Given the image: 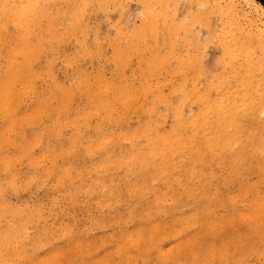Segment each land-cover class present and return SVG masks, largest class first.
<instances>
[{"label":"rangeland","instance_id":"obj_1","mask_svg":"<svg viewBox=\"0 0 264 264\" xmlns=\"http://www.w3.org/2000/svg\"><path fill=\"white\" fill-rule=\"evenodd\" d=\"M159 1L0 0V14L4 13L0 15V22L4 24L3 30L6 37L1 40L0 48L6 43L12 46L18 44L20 40L16 37L17 33L23 31L22 28L14 27L10 17H6L13 11L2 8L3 6L51 7L44 11L46 16L38 20L37 28L43 40L37 41V45L41 43L40 47L42 52L44 51L42 57L32 56L31 52L26 50L14 52L10 56L11 59L14 56L13 60L16 62L23 61L25 56H29V61L32 63L29 82L31 91L27 88V95L17 106L15 116L7 115L0 110V206L3 207L0 208V233H3L5 229V233L11 235L8 246L0 247V254L12 252V248L18 247L19 244L23 246L26 244V246L20 253L21 256L19 255L21 258L16 255L17 257L13 256L12 260L7 259L8 261H3L2 264H28L29 261V264H264V227L261 226L260 219L248 216L254 208L264 215V204H262L264 202V165L254 157L251 146L247 147L245 157L241 154L245 159L237 162L228 157L225 161L220 160L214 157L210 149H204L201 153L203 159L200 160V156L190 153L188 144H185L170 158L175 160H170L166 164L163 161V155H160L154 144L160 137L179 125L177 124L179 114H183L181 116L185 120L197 117L199 109L202 108V99L207 100L206 102L211 104L215 112L222 113H228L232 105L238 103L243 121L238 136L243 137V140L248 135L259 136L263 133L261 136H264L262 124L264 113L258 115L255 112L260 106H264V100L257 99L258 93L263 91L261 89L263 86L257 90L252 86L251 91L240 89L241 82L246 78L243 68L244 53H240L237 60L231 59L227 53V48L234 46L232 36L244 34V32L249 33L245 35H250L264 30V7H262L264 0H179V3L169 0L170 4L164 5H161ZM118 3L127 8H123ZM146 6L151 9L150 12ZM118 8L120 11L124 10V13L119 12ZM78 11H81L79 16H77ZM159 12L165 14L159 15ZM127 15H130V20ZM198 15L203 17H197ZM77 17L81 24L76 28L73 26L74 19ZM143 18L146 19L143 20ZM149 19L155 21L153 22L157 33L155 37L148 29L142 28ZM165 21L176 25V28L165 31L166 29L162 28ZM178 24L180 29L177 27ZM191 26L195 30L192 29L194 33L191 32ZM32 33L34 36L31 37V42L35 43V33ZM149 36L151 37L148 38ZM171 42L172 44L175 42V45ZM125 50L127 53H123ZM2 51L4 54L3 59L0 60L1 63L6 58V50L2 49ZM256 52L257 55H262L260 50ZM155 54L161 55L164 61L154 71L149 68L148 63H151L150 59ZM252 77L256 82L260 73L257 72ZM85 83L91 84L89 92L80 87ZM21 86L16 85V88L23 89ZM124 86L131 88V91L129 92V89ZM69 90L70 95L67 94ZM127 90L133 99L120 100L118 96L115 98V92L123 93ZM252 91H258V93ZM232 95L234 97L237 95L239 99H234ZM41 101L47 104L42 105ZM249 102L255 107L254 110H250L249 105H245ZM59 103H63V106ZM181 107L185 112L181 113L183 110ZM223 107L226 109L222 110ZM245 108L246 111H244ZM35 110H39V113ZM246 127H250V130ZM256 128L257 131H254ZM245 130L247 133H244ZM190 134L189 127L183 129V138ZM262 151L264 154V150ZM153 154L157 156L154 157ZM136 157L139 159L136 160ZM178 160L181 162L179 163ZM53 167L56 171L52 170ZM160 167L165 173L161 172ZM172 167L174 169L170 171ZM90 177L95 178L92 181ZM135 179L137 180L133 181ZM205 184L206 187H204ZM129 185L135 186L131 188ZM4 186L8 189L5 190ZM243 189L248 191L247 194L242 193ZM93 190L95 191L91 193ZM119 195L122 198H119ZM207 201L216 202L211 214L204 212L203 206ZM157 207L160 208L159 211ZM167 207L171 208L167 209ZM149 208L155 211L153 215L151 212L150 215L146 213ZM14 209H16L15 212ZM173 218L176 223L173 222ZM209 222L212 223L209 224ZM18 223H24L26 232L33 237V240H22L20 235L12 230L19 227ZM68 227H70L69 230H66ZM158 227L162 231L160 234L157 233ZM162 227L164 229L161 230ZM201 228L204 229L202 232ZM195 235L197 238L194 237ZM137 238L139 243L136 241ZM125 240H130L127 242L126 251L125 246H122Z\"/></svg>","mask_w":264,"mask_h":264},{"label":"bare ground","instance_id":"obj_2","mask_svg":"<svg viewBox=\"0 0 264 264\" xmlns=\"http://www.w3.org/2000/svg\"><path fill=\"white\" fill-rule=\"evenodd\" d=\"M15 1V0H14ZM22 1H24V0H22ZM32 1V0H31ZM37 1V0H36ZM43 1V0H42ZM48 1V0H47ZM50 1V0H49ZM70 1H72V0H70ZM75 1V0H74ZM86 1V0H85ZM90 1H92V0H90ZM158 1V0H157ZM172 1H174V0H172ZM172 1H171V3H172ZM175 1H177L176 3H179L178 1L179 0H175ZM183 1V0H182ZM190 1V0H189ZM193 1V0H192ZM3 2V1H2ZM2 2H1V4H2ZM7 2V1H6ZM10 2V1H9ZM34 2H35V0H34ZM57 2V1H56ZM107 2V1H106ZM258 2V1H257ZM10 3H12V2H10ZM39 2H37V4H38ZM68 3V2H67ZM97 3H99V2H97ZM138 3V2H137ZM156 2H154V4H155ZM159 3L161 4V5H164V4H166V3H169V0H160L159 1ZM192 3V2H191ZM203 3V2H202ZM201 3V4H202ZM263 3V2H262ZM15 4V3H14ZM27 4V3H26ZM49 4V3H48ZM87 4V3H86ZM89 4V3H88ZM119 4V3H118ZM117 4V5H118ZM139 4H141V3H139ZM157 4V3H156ZM170 4V3H169ZM169 4L167 5V7L169 6ZM181 4V3H180ZM17 5V4H16ZM29 5V4H28ZM44 5V4H43ZM120 5V4H119ZM118 5V6H119ZM123 5H124V3H123ZM127 5V4H126ZM149 5V4H148ZM179 5V4H178ZM194 5V4H193ZM205 4L203 3L202 4V6H204ZM42 6V5H41ZM49 6V5H48ZM89 6H90V4H89ZM120 6H122V5H120ZM125 6V5H124ZM156 6V5H155ZM160 6V5H159ZM180 6V5H179ZM190 6V5H189ZM261 6V5H260ZM87 7V6H86ZM123 7V6H122ZM121 7V8H122ZM154 7V6H153ZM152 7V8H153ZM175 7H177V5L175 4ZM262 7H264V6H262ZM2 8H5V9H7V10H12L13 11V13L12 14H8L9 16H6L7 18H9L10 17V19H11V22L13 23V26L14 27H19V28H22L23 29V31L21 30L20 32H18L17 33V39L18 40H20V42L18 41V44H16V45H10L9 43H6V44H4V43H2V44H4L1 48H0V60H1V58L3 57V51H2V49H5L6 50V53H5V60H3V62L1 63V61H0V110L2 111V112H4L5 114H7V115H10V116H13L14 114H16V112H17V106H19V103H20V101H22V99H23V97L24 96H26L27 95V88H29L30 89V84H29V82H30V68H31V65H32V63L29 61V56H25L24 57V60L22 61V60H17V61H19V62H16V61H14L13 59H14V56H13V59H11L10 58V56H11V54L12 53H14V52H21V51H23V50H26V51H30L31 52V54H32V56H35V57H42L41 55L44 53V51L42 52V48L40 47V45H41V43H40V45H37V41H42L43 39H42V36H41V33H40V30H39V28H37V26H39V23H38V20L41 18V17H43V16H46L45 14H44V11L45 10H47V9H49V8H51V7H34V6H29V7H2ZM61 8H63V7H61ZM66 8V7H65ZM67 8H69V6L67 7ZM94 8V7H93ZM92 8V9H93ZM117 8V7H116ZM123 8H127V7H123ZM133 8V7H132ZM136 8H138V7H136ZM135 8V9H136ZM143 8H144V6H143ZM146 8H147V6H146ZM178 8V7H177ZM176 8V9H177ZM180 8V7H179ZM184 8V7H183ZM213 8V7H212ZM167 9V8H166ZM228 9V8H227ZM234 9V8H233ZM67 10V9H66ZM79 10V9H78ZM117 10H119V8L117 9ZM128 10V9H127ZM147 10L150 12V10L151 9H148L147 8ZM146 10V11H147ZM161 10V9H160ZM191 10V9H190ZM199 10V9H198ZM121 11H123L122 13H124V10H121ZM120 10H119V12H121ZM147 11V12H148ZM157 11V10H156ZM155 11V12H156ZM159 11V10H158ZM162 11H163V9H162ZM166 11V10H165ZM167 11H168V9H167ZM166 11V12H167ZM179 11V10H178ZM194 11H196V10H194ZM50 12V11H49ZM59 12V11H58ZM93 12V11H92ZM138 13H141V12H139V11H137ZM144 12V11H143ZM161 12V11H160ZM158 13L159 15H164L165 13L163 12V14L162 13ZM172 12V11H171ZM176 12V11H175ZM205 12V11H204ZM3 13V12H2ZM1 13V14H2ZM46 13V12H45ZM66 13V12H65ZM79 13H81V11L79 12L78 11V15H77V12H76V15L77 16H79L80 14ZM89 13H91V12H89ZM117 14H118V12H116ZM130 13V12H129ZM145 13V12H144ZM178 13V12H177ZM188 13V12H187ZM195 13V12H194ZM194 13H193V15H194ZM207 13V12H206ZM0 14V15H1ZM4 14V13H3ZM47 14V13H46ZM149 14V13H148ZM171 14V13H170ZM173 14V13H172ZM202 14V13H201ZM55 15H56V13H55ZM116 15V14H115ZM125 15V14H124ZM145 15V14H144ZM175 15H176V13H175ZM178 15V14H177ZM53 16V15H52ZM62 16H63V13H62ZM82 16V15H81ZM80 16V17H81ZM126 16V15H125ZM128 16V15H127ZM150 16V15H149ZM156 16V15H155ZM155 16H153V17H155ZM187 17L189 16V15H186ZM206 16V15H205ZM1 17H3V16H1ZM129 17H130V15L128 16V19H129ZM167 17H169V16H167ZM175 17H177V16H175ZM192 17V16H191ZM197 17H203L202 15H198ZM49 18V17H48ZM59 18H61V17H59ZM58 18V19H59ZM150 18V17H149ZM165 18V17H164ZM173 18V17H172ZM195 18V17H194ZM193 18V19H194ZM4 19V18H3ZM71 19V18H70ZM127 19V18H126ZM146 19V18H145ZM144 18H143V20H145ZM155 19V18H154ZM154 19H149L147 22H145L144 24H143V27L142 28H144L145 27V29H148V31H150V33H151V35H153L154 37L156 36V29L154 28V25H153V22H155L154 21ZM197 19V18H196ZM201 19V18H200ZM227 19V18H226ZM229 19V18H228ZM236 19V18H235ZM43 20V19H42ZM46 20V19H45ZM69 20V19H68ZM68 20H67V22H68ZM75 20V25L73 26V27H78L79 26V24H81L79 21V17H77V18H75L74 19ZM82 20V19H81ZM130 20V19H129ZM129 20H127V21H129ZM162 20V19H161ZM164 20V19H163ZM166 20V19H165ZM168 20V19H167ZM47 21V20H46ZM123 21H125V20H123ZM122 21V22H123ZM157 21H159V20H157ZM172 21V20H171ZM177 21V20H176ZM184 23L186 22V20H185V17H184ZM182 21V22H183ZM188 21V20H187ZM193 21V20H192ZM194 21H195V19H194ZM205 21V20H204ZM230 21H231V19H230ZM40 22V21H39ZM48 22V21H47ZM67 22H66V24H67ZM121 22V23H122ZM196 22V21H195ZM207 22V21H206ZM2 23H4L3 21H2ZM6 23V22H5ZM126 23H128V22H126ZM143 23V22H142ZM141 23V24H142ZM162 23H163V21H162ZM192 23H194V22H192ZM202 23V22H201ZM228 23V22H227ZM63 24V23H62ZM65 24V23H64ZM161 24V23H160ZM176 24H177V22H176ZM179 24H180V22H179ZM178 24V28H179V26L181 25H179ZM183 24V23H182ZM205 24V23H204ZM10 25V24H9ZM131 25H132V23H131ZM190 25V24H189ZM223 25V24H222ZM231 25V24H230ZM233 25V24H232ZM231 25V26H232ZM235 25V24H234ZM41 26V25H40ZM158 26V25H157ZM159 26H161V25H159ZM236 26V25H235ZM238 26V25H237ZM43 27V26H42ZM132 27V26H131ZM139 27V26H138ZM190 27V26H189ZM192 27V26H191ZM193 27H194V24H193ZM193 27L191 28V30L193 29ZM46 28L48 29V27L46 26ZM52 28V27H51ZM162 28H164V29H166L165 31H172L173 29H175L176 28V25H174V24H171V23H169V22H167V21H165L164 22V27H162ZM3 29H5V27H4V24H1V22H0V42H1V40L2 39H5L6 37L4 36V30ZM41 29V28H40ZM46 29V30H47ZM158 29V28H157ZM180 29V28H179ZM225 29V28H224ZM230 29V28H229ZM8 30V29H7ZM16 30H18V29H16ZM144 30V29H143ZM194 30V29H193ZM193 30L191 31V32H193ZM196 30H197V28H196ZM75 31V30H74ZM163 31V30H162ZM161 31V32H162ZM195 31V30H194ZM240 31H243V30H240ZM248 31V30H247ZM7 32V31H6ZM8 32H10V31H8ZM32 32H34L35 33V43L33 42H31V37L33 38V36H34V34L32 33ZM51 32V31H50ZM49 32V33H50ZM177 32H178V30H177ZM244 32V31H243ZM11 33H12V30H11ZM10 33V34H11ZM43 33V32H42ZM46 33H48V31L46 32ZM168 33V32H167ZM181 33V32H180ZM194 33V32H193ZM200 33V32H199ZM245 33L246 32H244V34H242V33H240L239 35H234V36H232L231 38H232V40H233V42H234V46H231V47H228L227 48V53L229 54V56L231 57V59H233V60H237L238 59V56L239 55H241L240 53H244V55H243V60H244V64H243V68H244V70H245V72H246V78L241 82L242 84V86H241V88L240 89H243V91L244 90H248V89H250V91H251V87L253 86L254 87V89L255 90H257V89H260L259 87L260 86H263V87H261V89L263 90H259L261 93H258V91L256 92V91H252L253 93H258V98L257 99H259L260 98V100L261 99H263L264 100V30L263 31H258L257 33H255V34H250V35H245ZM69 34V33H68ZM139 34V33H138ZM143 34V33H142ZM174 34V33H173ZM184 34V33H183ZM189 34V33H188ZM187 34V35H188ZM191 34V33H190ZM231 34V33H230ZM246 34H249V33H246ZM7 35V34H6ZM9 35V34H8ZM83 35H85V34H83ZM135 35V34H134ZM137 35V34H136ZM135 35V36H136ZM164 35H166L165 33H164ZM197 35H199L198 33H197ZM10 36V35H9ZM118 36V35H117ZM129 36V35H128ZM140 36H142V35H140ZM170 36H175V35H170ZM180 36V35H179ZM189 36V35H188ZM194 36V35H193ZM196 36V35H195ZM13 37V36H12ZM48 37V36H47ZM49 37H50V35H49ZM151 36H149L148 38H150ZM162 37H163V35H162ZM161 37V38H162ZM198 38L200 37V36H197ZM8 38V37H7ZM145 38V37H144ZM159 38H160V36H159ZM189 38V37H188ZM195 38V37H194ZM137 39V38H136ZM147 39V38H146ZM172 39H174V38H172ZM171 39V40H172ZM187 39V38H186ZM190 39V38H189ZM200 39H201V37H200ZM47 41H48V39H46ZM46 40H44V41H46ZM55 40V39H54ZM138 40V39H137ZM137 40H136V42H137ZM150 40V39H149ZM148 40V41H149ZM165 40V39H164ZM181 40V39H180ZM4 41V40H3ZM6 41V40H5ZM139 41V40H138ZM141 41V40H140ZM168 41V40H167ZM170 41V40H169ZM184 41V40H183ZM185 41H187V40H185ZM184 41V42H185ZM15 42H17V41H15ZM49 42V41H48ZM141 42H143V41H141ZM156 42V41H155ZM191 42V41H190ZM123 43V42H122ZM157 43V42H156ZM155 43V44H156ZM159 43H161L160 41H159ZM169 43V42H168ZM175 43V42H174ZM173 43V44H174ZM192 43V42H191ZM190 43V44H191ZM206 43V42H205ZM134 44V43H133ZM137 44H138V42H137ZM171 44H172V42H171ZM170 44V45H171ZM172 44V45H173ZM187 44H189V43H187ZM189 44V45H190ZM147 45V44H146ZM166 45V44H165ZM175 45V44H174ZM196 45H197V42H196ZM195 45V46H196ZM202 45V44H201ZM39 46V47H38ZM141 46V45H140ZM243 46H244V48H243ZM44 47H46V46H44ZM137 47V46H136ZM135 47V48H136ZM173 47H175V46H173ZM173 47H170V48H173ZM185 47V46H184ZM188 47H190V46H188ZM139 48V47H138ZM145 48H146V46H145ZM144 48V49H145ZM187 48V47H186ZM195 48V47H194ZM199 48V47H198ZM130 49V48H129ZM129 49L127 50V51H129ZM133 49V48H132ZM159 49V48H158ZM119 50H120V48H119ZM122 50V49H121ZM126 50L125 51H123V53H125L126 52ZM187 50V49H186ZM257 50H260L261 51V56L260 55H257ZM136 51H137V49H136ZM140 51V50H139ZM155 51V50H154ZM172 51V50H171ZM47 52V51H46ZM157 52V51H156ZM155 52V53H156ZM168 52V51H167ZM196 52V51H195ZM127 53V52H126ZM129 53V52H128ZM170 53H172V52H170ZM193 53V52H192ZM16 54V53H15ZM121 54H122V52H121ZM160 54V53H159ZM163 54V53H162ZM165 54V53H164ZM196 54V53H195ZM124 55V54H123ZM194 55V54H193ZM23 56V55H22ZM125 56H126V54H125ZM191 56V55H190ZM18 57V56H17ZM123 57V56H122ZM164 57V56H163ZM166 57H168V56H166ZM181 57V56H180ZM187 57H189L188 55H187ZM186 57V58H187ZM116 58H117V53H116ZM125 58V57H124ZM195 58V57H194ZM3 59V58H2ZM122 59V58H121ZM132 59H134V58H132ZM174 59V58H173ZM172 59V60H173ZM188 59V58H187ZM202 59L204 60V58L202 57ZM39 60V59H38ZM48 60V59H47ZM130 60V59H129ZM128 60V61H129ZM172 60H170V62H172ZM186 60V59H185ZM123 61V60H122ZM150 61H151V63L149 64L148 63V66H149V68L150 69H152V70H154V69H156L160 64H161V62L162 61H164L163 60V58H161V55H154V56H152L151 57V59H150ZM184 61V60H183ZM27 62V64H25L24 65V63H26ZM190 62V61H189ZM179 63V62H178ZM34 64V63H33ZM165 64H166V61H165ZM189 64V63H188ZM194 64V63H193ZM184 65V64H183ZM192 65V64H191ZM162 66V65H161ZM179 66V65H178ZM177 66V67H178ZM167 67V66H166ZM184 67V66H183ZM164 68V67H163ZM169 68V67H168ZM181 68V67H180ZM186 68H187V64H186ZM191 68V67H190ZM33 69V68H32ZM120 69V68H119ZM148 69V68H147ZM162 69V68H161ZM188 69V68H187ZM181 70H182V68H181ZM155 71V70H154ZM158 71V70H157ZM161 71V70H160ZM180 72V71H179ZM260 73V77L258 78V80L256 81V82H254V80L252 79L253 77H252V75L254 76L256 73ZM35 73V72H34ZM150 73V72H149ZM188 73V72H187ZM197 73V72H196ZM200 73V72H199ZM32 74V73H31ZM245 74V73H244ZM187 75V74H186ZM238 75V74H237ZM32 77V76H31ZM257 77V76H256ZM186 77H185V73H184V79H185ZM196 78V77H195ZM208 78V77H207ZM34 82V81H33ZM240 82V81H239ZM184 83V82H183ZM50 84V83H49ZM120 84V83H119ZM224 84V83H223ZM16 85L18 86V85H22L23 86V89H21V88H16ZM35 85V84H34ZM81 85V84H80ZM21 86V87H22ZM66 86V85H65ZM90 86H91V84L89 85V83H85V84H82L80 87L81 88H84L85 90L84 91H88L89 92V90H91L90 89ZM93 86V85H92ZM235 86V85H234ZM36 87V86H35ZM71 87V86H70ZM115 87V86H114ZM125 87V86H124ZM119 88V87H118ZM123 88V87H122ZM126 89L128 88V87H125ZM125 88H124V90H125ZM231 88V87H230ZM129 89V88H128ZM131 89V88H130ZM129 89V92L131 91ZM239 89V88H238ZM238 89H236L237 91H239ZM35 90V89H34ZM59 90H61V89H59ZM118 90H120V89H118ZM30 91H31V89H30ZM56 91V90H55ZM96 91H100V90H96ZM134 91V90H133ZM132 91V92H133ZM137 91V90H136ZM29 92V91H28ZM43 92V91H42ZM58 92V91H57ZM61 92V91H60ZM91 92V91H90ZM115 92V91H114ZM32 93V92H31ZM133 93H135V92H133ZM138 93V92H137ZM140 93V92H139ZM230 93V92H229ZM48 94V93H47ZM67 94L68 95H70L71 94V91L69 90L68 92H67ZM100 94V93H99ZM103 94V93H102ZM101 94V95H102ZM107 94H108V92H107ZM89 95V94H88ZM92 95V94H91ZM115 95H116V97L115 98H117V96L118 97H120L119 99L121 100H129V99H133V96L130 94V93H128V90H127V92H123V93H121V91L118 93V92H115ZM114 94H113V96H115ZM138 95V94H137ZM143 95V94H142ZM186 95V94H185ZM52 96V95H51ZM60 96H61V94H60ZM64 96H65V94H64ZM136 96V95H135ZM192 96V95H191ZM47 97V96H46ZM101 97V96H100ZM99 97V98H100ZM109 97V96H108ZM141 97V96H140ZM139 97V98H140ZM223 97V96H222ZM232 97L234 98V99H239L238 98V96L236 95V97H234L233 95H232ZM255 97V96H254ZM48 98H49V96H48ZM63 98V97H62ZM97 98V97H96ZM240 98H242V97H240ZM250 98H251V95H250ZM249 98V99H250ZM45 99V98H44ZM74 99V98H73ZM89 99V98H88ZM109 99V98H108ZM205 99V98H204ZM246 99H248V98H246ZM254 99H256V98H254ZM61 100V99H60ZM94 100V99H93ZM102 100V99H101ZM100 100V101H101ZM112 100V99H111ZM139 100V99H138ZM225 100V99H224ZM226 100H228V99H226ZM259 100V101H260ZM27 101V100H26ZM64 101V100H63ZM90 101V100H89ZM98 100H96V102H97ZM106 101H107V99H106ZM109 101V100H108ZM207 101V100H206ZM205 100H201V106H202V108H200L199 109V114H198V116L197 117H193V118H190V119H188V120H185V119H183L182 118V116L181 115H183V114H179V116H178V118H177V124H179L178 126H176V128H174V129H172L169 133H167L165 136H163V137H160L159 139H158V141H157V143H154V144H156V149H157V151L160 153V155L162 154L163 155V161L166 163V164H168L169 162H170V160H175V158H172V159H170L173 155H175V153L178 151V149H180L182 146H184L185 144H188V146H189V149L191 150V152L190 153H194V154H197V155H199L200 156V160H201V153L204 151V149H210L212 152H213V155H214V157H216V158H219L220 160H224L225 161V159L228 157V158H231L232 160H236L237 162H239L240 160H243V159H245L244 157H245V155H247V154H245V152H246V149H247V147L248 146H251V151H252V153L254 154V157L255 158H258L259 160H260V162L261 163H263V165H264V154H263V151L262 150H264V136H261V135H263V133H260V135L259 136H247L244 140H243V137H241V136H238V134H239V131H240V125H241V123L243 122L242 121V118L240 117V110H241V108H240V106H239V104L238 103H234L233 105H232V109H230V111L227 113H225V112H220V111H217V112H215V110L214 109H212V106H211V104H208L207 102H206ZM222 101V100H221ZM234 101V100H233ZM253 100H251V102H252ZM49 102V101H48ZM99 102V101H98ZM104 102V101H103ZM102 102V103H103ZM209 102V101H208ZM230 102H231V100H230ZM229 102V103H230ZM240 102V101H239ZM245 102H247V101H245ZM258 102V101H257ZM264 102V101H263ZM44 101H41V104L42 105H44ZM90 103H91V101H90ZM101 103V102H100ZM184 103V102H183ZM233 103V102H232ZM262 103V102H261ZM21 104V103H20ZM45 104H47V103H45ZM60 104V106H63V103H59ZM92 104H94V103H92ZM105 104V103H104ZM223 104V103H222ZM225 104V103H224ZM251 103L249 102L248 104H245V105H249L248 106V108L250 109V110H254L255 109V107L253 106V105H250ZM256 104V103H255ZM258 104V103H257ZM256 104V105H257ZM99 105V104H98ZM101 105V104H100ZM106 105V104H105ZM107 105H108V103H107ZM106 105V106H107ZM126 105V104H125ZM182 105V104H181ZM217 105V104H216ZM228 104H226V106H227ZM261 105V104H260ZM259 105V106H260ZM263 105H264V103H263ZM105 106V107H106ZM215 106V105H214ZM243 106V105H242ZM40 107V108H39ZM38 108L39 109H41V106H39ZM104 107V106H103ZM183 107V106H182ZM181 107V109H183ZM16 108V109H15ZM180 108V107H179ZM225 107H223L222 108V110L224 109ZM43 109V108H42ZM226 109V108H225ZM177 110V109H176ZM189 110V109H188ZM217 110H219V109H217ZM228 110V109H227ZM247 109L245 108V110L244 111H246ZM36 112H38L37 110H35ZM56 111V110H55ZM107 111V110H106ZM182 111H184V109L183 110H181V113H183ZM191 111V110H190ZM190 111H188V112H190ZM243 111V112H244ZM249 111V110H248ZM45 112H47V110L45 111ZM108 112V111H107ZM185 112V111H184ZM255 112H256V114H258V115H260V114H263L264 113V106H260V108H259V110L258 109H256L255 110ZM39 113V112H38ZM176 113V112H175ZM187 113V112H186ZM241 113H242V111H241ZM4 114V115H5ZM25 114V113H24ZM34 114V116H36L35 115V113H33ZM192 114V116H193V113H191ZM246 113H244V115H245ZM1 116V115H0ZM15 116V115H14ZM30 116L32 117V115H31V113H30ZM37 116H38V114H37ZM176 116V115H175ZM187 116V115H186ZM252 116V115H251ZM250 116V117H251ZM3 117V116H2ZM59 117V116H58ZM177 117V116H176ZM176 117H174V118H176ZM242 117H244V116H242ZM4 118V117H3ZM10 118H12V117H10ZM9 118V119H10ZM33 118V117H32ZM35 118V117H34ZM246 120H248L246 117H244ZM243 118V119H244ZM43 119V118H42ZM254 119V118H253ZM262 119V118H261ZM11 120V119H10ZM250 120V119H249ZM16 121V120H15ZM72 121V120H71ZM12 122V121H11ZM10 122V123H11ZM14 122V121H13ZM31 122V121H30ZM252 122V121H251ZM256 122H257V120H256ZM259 122V121H258ZM261 122V121H260ZM61 124V123H60ZM75 124V123H74ZM254 124H255V122H254ZM263 125H264V123H262ZM44 125V124H43ZM42 125V126H43ZM256 125V124H255ZM258 125H259V123H258ZM261 125V124H260ZM34 126V125H33ZM54 126V125H53ZM242 126H244L245 127V125H242ZM37 127V126H36ZM187 127H189L190 129H191V134L188 136V137H185V138H183L182 136H183V129H186ZM251 127V126H250ZM249 127V128H250ZM256 127V126H255ZM264 127V126H263ZM154 128V127H153ZM152 128V129H153ZM242 128V127H241ZM247 128V127H246ZM245 128V129H246ZM249 128H247L248 130H250ZM155 129V128H154ZM252 129V128H251ZM260 128H258V130H259ZM261 130V129H260ZM44 131V130H43ZM54 131V130H53ZM254 131H257V128L254 130ZM262 131V130H261ZM264 131V130H263ZM242 132V131H241ZM244 132V131H243ZM242 132V133H243ZM249 132V131H248ZM253 132V131H252ZM260 131H258V133H259ZM185 133H187V132H185ZM244 133H247L246 132V130H245V132ZM257 133V134H258ZM188 134V133H187ZM252 134V133H251ZM250 134V135H251ZM149 135V134H148ZM185 135V134H184ZM256 135V134H255ZM7 136V135H6ZM11 136V135H10ZM244 136V135H243ZM245 137V136H244ZM32 139V138H31ZM148 141V140H147ZM4 144V143H3ZM133 144V143H132ZM147 145V144H146ZM145 145V146H146ZM149 145V144H148ZM101 146V145H100ZM134 146V145H133ZM136 146V145H135ZM150 146V145H149ZM195 147H197V148H195ZM134 148V147H133ZM153 149H155L154 147H152ZM151 148V149H152ZM11 149V148H10ZM33 149V148H32ZM73 149V148H72ZM150 149V151H152ZM1 150V149H0ZM147 150V149H146ZM146 150H144V151H146ZM193 150V151H192ZM25 151V150H24ZM71 151V150H70ZM143 151V152H144ZM251 151H250V153H251ZM47 152V151H46ZM179 152V151H178ZM209 152V151H208ZM181 153V152H180ZM189 153V154H190ZM211 153V152H210ZM252 153H251V155H252ZM7 154V153H6ZM134 154H136V153H134ZM145 154V153H144ZM156 154H158V153H156ZM204 154H206V153H204ZM241 154H243V156L241 155ZM18 155V154H17ZM90 155V154H89ZM143 155V154H142ZM151 155V154H150ZM154 155V157L155 156H157V155H155V154H153ZM187 155V154H186ZM212 155V156H213ZM11 156V155H10ZM152 156V155H151ZM183 156H185V155H183ZM182 156V157H183ZM199 156L197 157V159L199 158ZM189 157V156H188ZM211 157V156H210ZM124 158V157H123ZM145 158V157H144ZM143 158V159H144ZM148 158V157H147ZM151 158V157H150ZM215 158V161L217 160ZM252 158V157H251ZM4 159H5V157H4ZM110 159V158H109ZM108 159V160H109ZM122 159V158H121ZM128 159V158H127ZM126 159V160H127ZM136 160L137 159H139V158H135ZM177 159V158H176ZM184 159V158H183ZM183 159H181V161H183ZM192 159H195V158H192ZM203 159V158H202ZM205 159V158H204ZM214 159V158H213ZM15 160V159H14ZM125 160V161H126ZM210 160V159H209ZM249 160V159H248ZM252 160V162H253V158L251 159ZM6 161V160H5ZM127 161H129V160H127ZM140 161V160H139ZM142 161V160H141ZM181 161H179L178 160V162L180 163ZM192 161V160H191ZM197 161V160H196ZM207 161H208V159H207ZM206 161V162H207ZM223 161V162H224ZM115 162V161H114ZM117 162V161H116ZM149 161H147V163H148ZM154 162V161H153ZM178 162H176V163H178ZM193 162V161H192ZM191 162V163H192ZM202 162V161H201ZM236 162V163H237ZM249 162V161H248ZM255 162V161H254ZM253 162V163H254ZM107 163V162H106ZM105 163V164H106ZM109 163V162H108ZM136 163V162H135ZM155 163V162H154ZM153 163V164H154ZM163 163V162H162ZM178 163V164H179ZM184 163V162H183ZM190 163V164H191ZM194 163V162H193ZM225 163V165H226V162H224ZM54 164V163H53ZM112 164H113V162H112ZM112 164H110V166L112 165ZM128 164H129V162H128ZM133 164V163H132ZM160 164V163H159ZM177 164V165H178ZM189 164V163H188ZM216 164V163H215ZM218 164H221V162L219 163L218 162ZM243 164V163H242ZM241 164V165H242ZM255 164V163H254ZM192 165V164H191ZM191 165H190V168H191ZM225 165H224V167H225ZM253 165V164H252ZM258 165H260V164H258ZM263 165L261 166V167H263ZM14 166V165H13ZM70 166V165H69ZM72 166V165H71ZM103 166V165H102ZM128 166V165H127ZM129 166H131V165H129ZM128 166V167H129ZM170 166V165H169ZM197 166V165H196ZM200 166V165H199ZM245 166H246V168H247V165H246V163H245ZM244 166V167H245ZM255 166H257V165H255ZM16 167V166H15ZM63 167V166H62ZM105 167H106V165H105ZM144 167V166H143ZM156 167V166H155ZM175 167V166H174ZM174 167H172L171 169H170V171L172 170V169H174ZM177 167V166H176ZM180 168L182 167V166H179ZM206 167V166H205ZM209 167H211V166H209ZM215 167V166H214ZM218 167V166H217ZM223 167V169H225ZM254 167V166H253ZM5 168H6V166H5ZM52 168V167H51ZM70 168V167H69ZM72 168V167H71ZM117 168V167H116ZM161 168V167H160ZM159 168V169H160ZM165 168V167H164ZM222 168V167H221ZM242 168V167H241ZM248 168H249V166H248ZM259 168H260V166H259ZM258 168V169H259ZM54 169H56V168H54L53 167V169L52 170H54ZM108 169V168H107ZM107 169H106V171H107ZM156 169V168H155ZM189 169V168H188ZM194 169H195V167H194ZM240 169V168H239ZM8 170V169H7ZM6 170V171H7ZM14 170V169H13ZM51 170V171H52ZM68 170H70V169H68ZM67 170V171H68ZM103 170V169H102ZM131 170V169H130ZM157 171L156 172H158V169H156ZM184 170V169H183ZM183 170H181V171H183ZM186 170V169H185ZM184 170V171H185ZM50 171V172H51ZM54 171H56V170H54ZM71 171V170H70ZM105 171V172H106ZM112 171V170H111ZM128 171V170H127ZM135 171V170H134ZM204 171V170H203ZM232 171V170H231ZM230 171V172H231ZM234 171V170H233ZM123 172V171H122ZM137 172H139V171H137ZM145 172V171H144ZM149 172V171H148ZM154 172V171H153ZM161 172L162 173H165L164 172V170L161 168ZM179 172V171H178ZM199 172V171H198ZM201 172H202V169H201ZM235 172V171H234ZM246 172V171H245ZM2 173V172H1ZM134 173H136V172H134ZM146 173V172H145ZM151 173V172H150ZM155 173V172H154ZM153 173V174H154ZM161 173V174H162ZM168 173V172H167ZM171 173V172H170ZM181 173V172H180ZM184 173V172H183ZM189 173V172H188ZM191 173V172H190ZM197 173V172H196ZM204 173V172H203ZM242 173V172H241ZM9 174V173H8ZM7 174V175H8ZM52 174V173H51ZM118 174V173H117ZM148 174V173H147ZM146 174V175H147ZM157 174V173H156ZM175 174V173H174ZM179 174V173H178ZM14 175V174H13ZM112 175V174H111ZM130 175V174H129ZM140 175H143V174H140ZM159 175V174H158ZM169 175H171V174H169ZM185 175H186V173H185ZM189 175V174H188ZM198 175H200V174H198ZM209 175V174H208ZM213 175V174H212ZM230 175V174H229ZM263 175V174H262ZM114 176V175H113ZM120 176V175H119ZM178 176V175H177ZM201 176H202V174H201ZM205 176H207V175H205ZM204 176V177H205ZM102 177V176H101ZM125 177H126V175H125ZM147 177V176H146ZM153 177V176H152ZM163 177V176H162ZM169 177V176H168ZM178 177H180V176H178ZM187 177V176H186ZM190 177V176H189ZM210 177V176H209ZM213 177V176H212ZM81 178V177H80ZM92 178V181H93V178H95V177H90V179ZM99 178V177H98ZM102 178H104V176L102 177ZM109 178L110 177H108V180H109ZM141 178V177H140ZM211 178V177H210ZM12 179V178H11ZM60 179V178H59ZM127 179H128V176H127ZM126 179V180H127ZM148 179V178H147ZM146 179V180H147ZM153 179V178H152ZM156 179H157V177H156ZM172 179V178H171ZM209 179V178H208ZM15 180V179H14ZM13 180V182H15ZM95 180V179H94ZM97 180V179H96ZM111 180H113V179H111ZM129 180V179H128ZM127 180V181H128ZM137 179H135V180H133V181H136ZM149 180V179H148ZM175 180V179H174ZM174 180H173V182H174ZM184 180H185V177H184ZM188 180V179H187ZM205 180H207V179H205ZM211 180V179H210ZM7 181V180H6ZM57 181H58V179H57ZM59 181H61V180H59ZM73 181V180H72ZM91 181V183H93ZM110 181V180H109ZM130 181H132V180H130ZM129 181V182H130ZM132 181V182H133ZM142 181V180H141ZM145 181V180H144ZM152 181V180H151ZM154 181H155V179H154ZM159 181V180H158ZM157 181V182H158ZM171 181V180H170ZM176 181V180H175ZM203 181V180H202ZM201 181V182H202ZM104 182V181H103ZM128 182V183H129ZM150 182V181H149ZM148 182V183H149ZM156 182V181H155ZM169 182V181H168ZM200 182V183H201ZM204 182H206V181H204ZM209 182V181H208ZM214 182V181H213ZM248 182H250V181H248ZM9 183V182H8ZM88 183V182H87ZM107 183V182H106ZM109 183V182H108ZM112 183V182H111ZM138 183V182H137ZM136 183V184H137ZM167 183V182H166ZM170 183V182H169ZM179 183V182H178ZM186 183H187V181H186ZM197 183V182H196ZM154 184V183H153ZM165 184V183H164ZM191 184V183H190ZM189 184V185H190ZM207 184V183H206ZM205 184V186L204 187H206L207 185ZM216 183H214V185H215ZM245 185H246V183H244ZM71 185V184H70ZM101 185V184H100ZM99 185V186H100ZM109 185V184H108ZM111 185V184H110ZM138 185V184H137ZM140 185H141V183H140ZM149 185V184H148ZM155 185V184H154ZM153 185V186H154ZM166 185V184H165ZM179 185V184H178ZM204 185V184H203ZM210 185V184H209ZM214 185H211V186H213V187H215ZM76 186V185H75ZM90 186V185H89ZM130 186V185H129ZM133 186H135V185H133ZM132 186V187H133ZM150 186H151V184H150ZM174 186V185H173ZM194 186V185H193ZM249 186V185H248ZM252 187L254 186V185H251ZM5 187V186H4ZM7 187H8V185H7ZM16 187V186H15ZM71 187V186H70ZM82 187V186H81ZM131 187V186H130ZM131 187V188H132ZM172 187V186H171ZM175 187H176V185H175ZM188 187V186H187ZM187 187H185V189L187 188ZM201 187H202V185H201ZM11 188V187H10ZM111 188V187H110ZM112 188H113V186H112ZM146 189H147V185H146V187H145ZM160 188V187H159ZM164 188V187H163ZM179 188H181V187H179ZM198 188H200V187H198ZM209 188V187H208ZM244 188H246V187H244ZM6 189H8V188H6L5 187V190ZM73 189V188H72ZM88 189V188H87ZM93 189V188H92ZM128 189V188H127ZM141 189V188H140ZM143 189H144V187H143ZM142 189V190H143ZM145 189V190H146ZM149 190L148 191H150V188H148ZM153 189V188H152ZM170 189V188H169ZM178 189V188H177ZM196 190H197V187L195 188ZM211 189H213V188H211ZM4 190V189H3ZM80 190V189H79ZM133 189H131V191H132ZM141 190V191H142ZM172 190V189H171ZM175 190V189H174ZM182 190V189H181ZM180 190V191H181ZM240 190V189H239ZM251 190H253V188H251ZM0 191H1V189H0ZM95 190H93V191H91V193L92 192H94ZM110 191H111V189H110ZM119 191V190H118ZM117 191V192H118ZM140 191V190H139ZM155 191V190H154ZM176 191V190H175ZM191 191V190H190ZM7 192V191H6ZM81 192V191H80ZM115 192V191H114ZM120 192V191H119ZM144 192V191H143ZM160 192V191H159ZM172 192V191H171ZM184 192H185V190H184ZM189 192V191H188ZM187 192V193H188ZM213 192V191H212ZM246 192H248L246 189H243L242 190V193L243 194H247ZM76 193V192H75ZM155 193V192H154ZM162 193V192H161ZM161 193H160V195H161ZM180 193V192H179ZM183 193V192H182ZM198 193H200V191L198 192ZM197 193V194H198ZM6 194V193H5ZM88 194V193H87ZM108 194V193H107ZM111 194V193H110ZM119 194V193H118ZM120 194H121V192H120ZM170 194V193H169ZM192 194V193H191ZM205 194V193H204ZM207 194V193H206ZM123 195V194H122ZM146 195V194H145ZM163 195V194H162ZM167 195V194H166ZM171 195V194H170ZM180 195V194H179ZM194 195V194H193ZM252 195V194H251ZM102 196V195H101ZM168 196V195H167ZM188 196V195H187ZM192 196V195H191ZM197 196H199V195H197ZM203 196V195H202ZM212 196V195H211ZM245 196V195H244ZM108 197H109V195H108ZM108 197H107V199H108ZM110 197H111V195H110ZM112 197H113V195H112ZM116 197V196H115ZM119 198H122V197H120V195L118 196ZM156 197V196H155ZM207 197V196H206ZM241 197V196H240ZM104 198V197H103ZM119 198H118V200H119ZM157 198V197H156ZM210 198V197H209ZM245 198V197H244ZM259 198V197H258ZM111 199V198H110ZM198 199V198H197ZM200 199H201V197H200ZM219 199V198H218ZM243 199V198H242ZM114 200V199H113ZM112 200V201H113ZM181 200V199H180ZM262 200V199H261ZM264 200V199H263ZM132 201V200H131ZM162 201H163V199H162ZM255 201V200H254ZM256 201H257V199H256ZM114 202V201H113ZM145 202V201H144ZM151 202V201H150ZM153 202H155V201H152V203ZM121 203V202H120ZM141 203V202H140ZM146 203H148V202H146ZM156 203V202H155ZM215 203L216 202H213V201H207L206 203H205V206H203V207H205V209H204V212H208L209 214H211L212 213V207L215 205ZM112 204V203H111ZM123 204V203H122ZM149 204V203H148ZM186 204V203H185ZM253 204V203H252ZM261 204V203H260ZM262 204H264V202L262 203ZM0 205H1V203H0ZM8 205H10V204H8ZM153 205V204H152ZM159 205V204H158ZM131 206V205H130ZM144 206V205H143ZM150 206V205H149ZM160 206V205H159ZM161 206H163V204H161ZM252 206V205H251ZM13 207V206H12ZM22 207V206H21ZM146 207V206H145ZM202 207V208H203ZM0 208H3L2 206H0ZM11 208V207H10ZM15 208V207H14ZM169 208H171V207H167V209H169ZM17 209V208H16ZM16 209H14V212H15V210ZM132 209V208H131ZM146 209H147V207H146ZM149 209H151L150 211H149ZM148 209V211L146 212V213H148L149 215H150V212L152 213L151 215H153V212H155V211H153L152 210V208H149ZM156 209V208H155ZM160 210V208L159 207H157V210ZM164 209H166L165 207H164ZM251 209V208H250ZM22 210H23V207H22ZM37 210H38V208H37ZM135 210V209H134ZM158 210V211H159ZM197 210V209H196ZM198 210H200V209H198ZM31 211V210H30ZM34 211V210H33ZM162 211V210H161ZM169 211V210H168ZM167 211V212H168ZM245 211V210H244ZM247 211V210H246ZM1 212H5V211H1ZM9 212V211H8ZM11 212H12V210H11ZM57 212V211H56ZM59 212V211H58ZM192 212V211H191ZM190 212V213H191ZM37 213H39L38 211H37ZM133 213V212H132ZM141 213V212H140ZM159 213V212H158ZM196 213V212H195ZM194 213V214H195ZM198 213V212H197ZM207 213V214H208ZM4 215L6 214V213H3ZM2 214V215H3ZM29 214H31V213H29ZM194 214H192L193 215V217H194ZM8 215V214H7ZM22 215V214H21ZM139 215V214H138ZM186 215V214H185ZM188 216H189V214H187ZM191 215V214H190ZM39 216V215H38ZM37 216V217H38ZM183 215H181V217H182ZM188 216L186 217V218H188ZM249 217H251V218H257V219H260V221H262V223H261V226H263L264 227V215L257 209V208H254L251 212H250V214L248 215ZM29 217V216H28ZM37 217H35V218H37ZM56 217V216H55ZM181 217H179V218H181ZM232 217V216H231ZM17 218V217H16ZM23 218V217H22ZM26 218V217H25ZM24 218V219H25ZM134 218V217H133ZM142 218V217H141ZM154 218H159V217H154ZM169 218V217H168ZM185 218V219H186ZM199 218V217H198ZM121 219H122V217H121ZM144 219V218H143ZM160 219V218H159ZM158 219V220H159ZM205 219V218H204ZM126 220V219H125ZM164 220V219H163ZM190 220V219H189ZM195 220V219H194ZM211 220V219H210ZM20 221V220H19ZM121 221V220H120ZM172 221V220H171ZM176 221V220H175ZM174 221V218H173V222H175ZM182 221V220H181ZM183 221H184V219H183ZM190 221H192V220H190ZM199 221H200V219H199ZM23 222V221H22ZM29 222V221H28ZM164 222V221H163ZM189 222V221H188ZM205 222V221H204ZM154 223V222H153ZM152 223V224H153ZM176 223V222H175ZM195 223V222H194ZM198 223V222H197ZM210 223H212V222H209V224ZM171 224V223H170ZM189 224V223H188ZM192 224V223H191ZM206 224V223H205ZM18 225H19V227H17L16 229H12V230H14L15 231V233H18L19 235H20V237H21V239L23 240H25V241H27V239L29 240V239H32L33 240V237H31L27 232H26V230H25V227H24V223H18ZM157 225V224H156ZM186 225H187V223H186ZM150 226V225H149ZM152 226V225H151ZM171 226V225H170ZM175 227H176V225H174ZM202 227L204 226L203 224L201 225ZM6 227V226H5ZM8 227H10V225L8 226ZM66 227V226H65ZM148 227V226H147ZM164 227V226H163ZM161 228V230L162 229H164V228ZM167 227V226H166ZM165 227V228H166ZM30 228V227H29ZM69 228L70 227H68V229H66V230H69ZM205 228V227H204ZM1 229V228H0ZM151 229H153V228H151ZM174 230H175V228H173ZM210 229V228H209ZM63 230V229H62ZM202 230H204V229H202L201 228V232H202ZM256 230V229H255ZM3 231V230H2ZM65 231V230H64ZM139 231V230H138ZM157 231V230H156ZM67 232V231H66ZM162 231H160L159 230V227H158V231H157V233H161ZM208 232V231H207ZM263 232V231H262ZM156 233V232H155ZM31 234V233H30ZM150 234V233H149ZM196 235H197V233H196ZM196 235L194 236V237H196ZM199 235V234H198ZM135 236V235H134ZM203 236V235H202ZM126 237H128V235L126 236ZM125 237V238H126ZM193 237V238H194ZM201 237V236H200ZM135 238H136V236H135ZM142 238V237H141ZM191 238V237H190ZM197 238V237H196ZM195 238V239H196ZM18 239H19V237H18ZM10 240H11V235L9 234V233H5V229H4V232L3 233H0V247L2 246V245H4V246H8V244H9V242H10ZM31 240V241H32ZM135 240V239H134ZM25 241H23V243L25 242ZM130 241V240H129ZM128 240H125V244H122V246H125V248L126 249H124L125 251L127 250V242H129ZM136 241L138 242V238L136 239ZM186 241H187V239H186ZM192 241V240H191ZM200 241V240H199ZM46 242V241H45ZM189 242V241H188ZM139 243V242H138ZM183 243V242H182ZM195 243V242H194ZM15 244H16V241H15ZM197 244V243H196ZM191 245V244H190ZM189 245V246H190ZM20 246V247H19ZM19 246L18 247H14V248H12L13 249V251L12 252H8V253H1L0 254V264H2L3 263V261H6L7 259L10 261V260H12L11 259V257H13V256H16V255H20V253L22 252V251H24V246H26V244L23 246L22 244H19ZM180 247H181V244L179 245ZM187 246V245H186ZM191 247V246H190ZM193 247V246H192ZM186 248V247H185ZM34 249H37V247L35 248L34 247ZM2 250H4V249H2ZM182 250H184V249H182ZM190 250H191V248H190ZM31 253V252H30ZM56 253V252H55ZM68 253H70V252H68ZM26 255V254H25ZM21 256V255H20ZM19 256V257H20ZM165 256V255H164ZM17 257V256H16ZM219 257H221V255L219 256ZM21 258V257H20ZM127 258V257H126ZM159 258V257H158ZM15 259H18V258H15ZM34 259V258H33ZM164 259V258H163ZM221 259V258H220ZM225 259V258H224ZM7 260V261H8ZM19 260V259H18ZM17 260V261H18ZM32 260V259H31ZM165 260V259H164ZM162 261V260H161ZM39 262V261H38ZM22 263V262H21ZM24 263V262H23ZM29 263H30V261H29ZM28 263V264H29ZM35 263H37V262H35ZM17 264V263H16ZM27 264V263H26ZM87 264H89V263H87ZM155 264H157V263H155Z\"/></svg>","mask_w":264,"mask_h":264}]
</instances>
